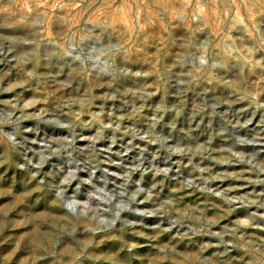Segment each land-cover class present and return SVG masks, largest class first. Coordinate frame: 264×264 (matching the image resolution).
Masks as SVG:
<instances>
[{"label": "rangeland", "instance_id": "obj_1", "mask_svg": "<svg viewBox=\"0 0 264 264\" xmlns=\"http://www.w3.org/2000/svg\"><path fill=\"white\" fill-rule=\"evenodd\" d=\"M0 264H264V0H0Z\"/></svg>", "mask_w": 264, "mask_h": 264}]
</instances>
